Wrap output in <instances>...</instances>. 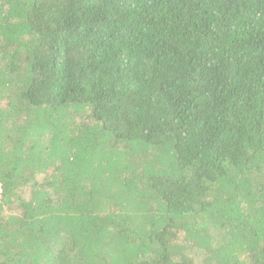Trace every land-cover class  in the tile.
Here are the masks:
<instances>
[{
	"label": "trees",
	"instance_id": "trees-1",
	"mask_svg": "<svg viewBox=\"0 0 264 264\" xmlns=\"http://www.w3.org/2000/svg\"><path fill=\"white\" fill-rule=\"evenodd\" d=\"M0 264H264V0H0Z\"/></svg>",
	"mask_w": 264,
	"mask_h": 264
},
{
	"label": "built area",
	"instance_id": "built-area-1",
	"mask_svg": "<svg viewBox=\"0 0 264 264\" xmlns=\"http://www.w3.org/2000/svg\"><path fill=\"white\" fill-rule=\"evenodd\" d=\"M0 194H1V185H0Z\"/></svg>",
	"mask_w": 264,
	"mask_h": 264
}]
</instances>
